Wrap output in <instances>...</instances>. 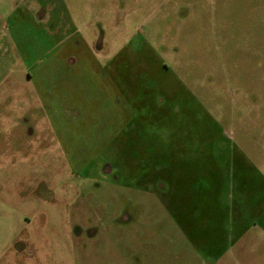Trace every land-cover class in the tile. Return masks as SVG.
I'll return each mask as SVG.
<instances>
[{
  "label": "rangeland",
  "instance_id": "1",
  "mask_svg": "<svg viewBox=\"0 0 264 264\" xmlns=\"http://www.w3.org/2000/svg\"><path fill=\"white\" fill-rule=\"evenodd\" d=\"M0 264H264V0H0Z\"/></svg>",
  "mask_w": 264,
  "mask_h": 264
},
{
  "label": "flooded vegetation",
  "instance_id": "2",
  "mask_svg": "<svg viewBox=\"0 0 264 264\" xmlns=\"http://www.w3.org/2000/svg\"><path fill=\"white\" fill-rule=\"evenodd\" d=\"M104 168V167H103ZM103 173H105L106 176H109V175H113L114 174V171L113 169H111V167H105L104 169H102ZM77 232V235L79 234V236H82L84 234H86L88 237H96L98 235V231H95V230H86L84 231L83 229H77L76 230ZM17 249H20V245H15Z\"/></svg>",
  "mask_w": 264,
  "mask_h": 264
}]
</instances>
